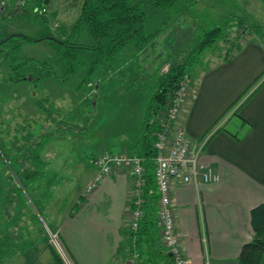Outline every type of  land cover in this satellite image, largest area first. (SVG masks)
Segmentation results:
<instances>
[{
  "label": "rangeland",
  "instance_id": "obj_1",
  "mask_svg": "<svg viewBox=\"0 0 264 264\" xmlns=\"http://www.w3.org/2000/svg\"><path fill=\"white\" fill-rule=\"evenodd\" d=\"M82 2L50 0L46 19H36V1L0 0V42L14 35L0 45V172L5 165L12 168L9 153L16 140L24 137L31 140L33 153L46 162L47 184L52 180L45 194L39 187L41 192L36 194L15 178L18 186H11L14 199L7 204L0 199V231L5 233V227L12 224L14 241L6 247L0 245V264H56L44 240L47 234L69 260L66 264H72L60 236L47 224L55 227L68 213L78 210L75 201L80 190L97 171L90 159L105 149L126 153L125 144L137 122L141 127L145 123L159 71L173 59L182 61L203 31L221 27L223 33L190 65L188 73L195 77L194 86L200 73L213 64L212 56H229L238 40L247 36L238 20L226 12L231 0H178L168 8H156L151 0H134L147 14L145 35L157 31L159 35L144 42L141 49L130 43L94 68L96 51L81 49L72 59L74 71L67 76L69 70L55 58V45L49 39L31 43L16 34L41 38L50 28L56 37L64 39L71 33ZM72 36V43L94 44L87 28ZM16 65L19 67L14 69ZM48 71L54 74L46 75ZM23 74L26 79L21 78ZM190 93L192 96L194 89ZM189 95L183 101L180 118L187 111ZM237 114L229 125L232 129L239 124ZM0 186L2 193L4 183ZM5 218L10 224L3 221Z\"/></svg>",
  "mask_w": 264,
  "mask_h": 264
},
{
  "label": "crops",
  "instance_id": "obj_2",
  "mask_svg": "<svg viewBox=\"0 0 264 264\" xmlns=\"http://www.w3.org/2000/svg\"><path fill=\"white\" fill-rule=\"evenodd\" d=\"M229 6L226 12L247 36L229 56H212L213 64L196 78V86L192 79L194 93L178 119L194 140L193 152L220 174L218 182L171 185L172 209L189 264H239L241 249L254 234L251 210L264 203V84L253 93L264 80V0H231ZM237 109L239 124L232 129ZM142 127L137 122L125 144L127 153ZM94 175L80 190L78 210L55 226L56 233L72 264H128L121 250L133 177L128 170H115L85 194Z\"/></svg>",
  "mask_w": 264,
  "mask_h": 264
},
{
  "label": "trees",
  "instance_id": "obj_3",
  "mask_svg": "<svg viewBox=\"0 0 264 264\" xmlns=\"http://www.w3.org/2000/svg\"><path fill=\"white\" fill-rule=\"evenodd\" d=\"M33 1H36L37 7L34 15L35 18L38 19L42 16L46 19V6L50 0ZM177 1L178 0H151V4L156 8H168L173 6ZM146 15L147 14L142 5L140 3H135L134 0H83L80 14L71 27V33L64 39L56 37L50 28H48L47 33L41 38H34L25 34L16 35L21 36L25 41L31 43L49 39L50 43L55 45V48L53 49L56 53L55 58H57L64 66H67L69 70V72L67 71V76H69L70 72L74 71L75 67L72 59L76 57L75 53H79L81 49L96 51L97 58L92 61V68H94L100 63V61L103 62L104 57H107V59L112 58L130 43L134 42L137 48L141 49L142 46H144V42H149L151 38L158 36L159 31L148 36L145 35L144 24L146 21ZM83 28H87L90 32L94 39L93 45L71 42L73 33H79ZM222 33L223 30L221 27L203 31V33L198 36V40L193 44L192 49L186 54L182 61L178 58L173 59L172 62L167 63V67L163 68L164 71H160L161 74L158 77L157 90L148 107L140 138L130 147L131 154L138 155L144 159L145 204L143 206L144 215L138 228L133 230L128 226L123 229L124 242L121 252L128 258L135 253L138 254L140 264H171L170 256L163 245L158 222L159 194L155 180V158L157 156L155 142L157 139L156 133L160 129L158 118L164 110V106L169 96L176 89L179 81L185 75L189 74L190 65L193 64L194 60L197 59L205 49L214 45L215 42L222 37ZM13 37L14 35L7 36L5 40L0 42V45L9 41ZM68 56H72V58L68 59ZM190 56L194 59H189ZM79 60L81 61V59ZM33 62L38 63L39 61L32 60V63ZM18 67V65L13 66L14 69H17ZM47 68H49V66H47ZM51 74L54 73L48 71L46 75ZM21 76L22 79H26V74ZM262 84H264V80L253 93H255ZM250 97L251 96H249L244 102L248 101ZM238 109L235 113L238 112ZM21 134L24 135V133ZM205 137L206 136H204L203 139ZM209 137L207 140L210 139ZM234 137L239 139L236 135H234ZM19 141H23L22 144H18ZM30 141L31 140L25 139L24 137L17 139V144H15L16 147L14 146V150L9 153L10 160L14 161L13 164L10 163L12 168L9 169L5 165L6 168L1 169L0 182L4 183L5 190L0 193V199L2 200L1 202H5V204L14 199L12 198L14 195L11 186H18L15 178L18 179L19 184L24 187L25 185H28L36 194H40L39 192L41 191H38L39 188H42V192L45 194L44 189L47 188L46 185L52 183V180H50L47 184V181L44 178L45 173H47L45 169L46 162L41 160L39 154L33 153ZM1 154L2 153H0V155ZM5 157L7 159L8 155L5 154ZM27 162L30 164L26 165ZM46 178L50 179L48 176ZM9 182L12 185H9ZM75 207L76 206H74V208ZM3 221L6 223L9 222L10 224V219L8 218L3 219ZM13 221L14 220L12 219V222ZM251 223L254 233L253 238L243 245L238 258L239 264L264 263V203L252 208ZM47 226L52 233H56L55 227L48 224ZM4 231L5 233L0 231V233L3 232V239L1 240L2 243L0 242V245L4 244L3 246L6 247L7 245H10V243H14L12 240V224L6 226ZM44 238L46 246L49 248L55 263L66 264L60 251L50 242L48 234ZM18 249H20V247H18Z\"/></svg>",
  "mask_w": 264,
  "mask_h": 264
},
{
  "label": "built area",
  "instance_id": "obj_4",
  "mask_svg": "<svg viewBox=\"0 0 264 264\" xmlns=\"http://www.w3.org/2000/svg\"><path fill=\"white\" fill-rule=\"evenodd\" d=\"M193 80L187 74L178 83L169 96L164 110L159 116L160 129L156 133L155 180L159 194L158 222L163 245L170 256L171 264H189L182 250L177 220L172 209L171 185L178 183H213L220 180V174L209 164L202 161L200 153L193 152L194 140L184 128L178 125L183 101L192 91ZM206 143V142H205ZM97 168L94 178L85 188V194L91 193L103 181L104 177L115 170L125 169L134 180L130 200L129 226L136 230L144 215V159L131 153L104 151L90 159ZM128 264H140L138 254L129 258Z\"/></svg>",
  "mask_w": 264,
  "mask_h": 264
}]
</instances>
